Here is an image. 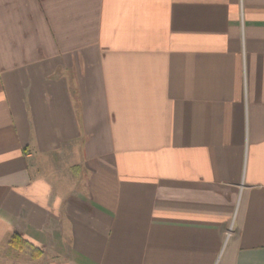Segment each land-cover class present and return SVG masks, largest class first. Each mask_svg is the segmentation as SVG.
<instances>
[{
    "label": "crops",
    "instance_id": "0c3cea01",
    "mask_svg": "<svg viewBox=\"0 0 264 264\" xmlns=\"http://www.w3.org/2000/svg\"><path fill=\"white\" fill-rule=\"evenodd\" d=\"M0 264H264V0H0Z\"/></svg>",
    "mask_w": 264,
    "mask_h": 264
},
{
    "label": "rangeland",
    "instance_id": "374dc122",
    "mask_svg": "<svg viewBox=\"0 0 264 264\" xmlns=\"http://www.w3.org/2000/svg\"><path fill=\"white\" fill-rule=\"evenodd\" d=\"M23 249H24V248H23ZM23 249H22V250H23ZM21 253H22V251H21ZM23 254H24V255H23V256H19L18 259L21 257V258H23V260L25 261L26 258H29V257H30L29 253H27V252L24 251V250H23Z\"/></svg>",
    "mask_w": 264,
    "mask_h": 264
}]
</instances>
